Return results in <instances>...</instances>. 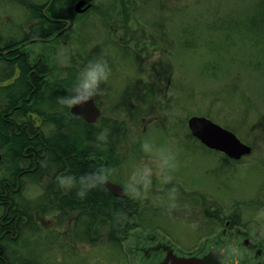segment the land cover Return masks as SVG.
<instances>
[{"label":"rangeland","instance_id":"374dc122","mask_svg":"<svg viewBox=\"0 0 264 264\" xmlns=\"http://www.w3.org/2000/svg\"><path fill=\"white\" fill-rule=\"evenodd\" d=\"M45 1L0 0V42L24 39L36 27L32 8ZM86 12L73 13V27L61 40L34 43L28 50L46 58L50 82L76 81L89 61L101 56L107 61L110 78L101 85L104 94L94 98L101 111L97 126H110L105 129L114 141L109 178L125 192L131 172L149 161L141 150L144 141L171 148L179 167L171 184L153 178L143 200L127 194L134 213L122 228L120 246L109 242V226L96 227L99 234L89 238L86 226L79 223L73 232L68 217L58 224L54 212L18 248L36 249L38 264H143L140 247L160 238L183 251L201 252L222 223L206 219L205 210L217 216V209L230 210L237 199L252 200L264 189V0H98ZM61 49L66 64L57 61ZM5 69L1 64L2 90L12 79ZM47 103L49 112L56 96ZM194 116L233 132L251 154L237 162L206 148L189 130ZM1 167L4 177L6 166ZM173 187L178 209L168 215L166 194ZM260 210L246 208L244 215Z\"/></svg>","mask_w":264,"mask_h":264},{"label":"flooded vegetation","instance_id":"af4514ba","mask_svg":"<svg viewBox=\"0 0 264 264\" xmlns=\"http://www.w3.org/2000/svg\"><path fill=\"white\" fill-rule=\"evenodd\" d=\"M66 1L71 2V0H46L44 4L33 7V14H36L34 9L43 15H52L54 12L59 14V17L49 16L47 24H45L44 19L35 18V28L47 32L53 27L54 30H58L56 38L61 40L65 35V31L73 27L74 16H72V13L80 15L75 12V6L82 3L81 9L89 7L86 12L88 13L98 0H73L72 5L69 7L64 6ZM50 40H53V38L43 39V41ZM30 43L31 41L25 40V37L20 41L0 42V59H4V61H0V65H6V69L7 67L9 69L11 65L14 66L13 73L8 69L4 71L5 73H12L10 74L12 79H9L10 84L7 88L0 89L2 95L0 97L5 100L4 103L0 104V125L9 127L11 132L14 133L16 145L19 146V143H22L19 147L20 153L12 152L10 154L11 156H20L18 165L5 167L4 177H0V209L2 212L0 215V264H38L39 254L36 253V249L18 248V244L24 243V236L28 233L38 232L42 223L48 218V214H54V212H56L58 224L65 222L68 217L67 223L74 226V232L79 226L78 224L81 223L82 218L78 209L74 215H66L65 209L67 206L79 208L84 205L83 199L76 195L77 189H62L58 186L57 179L51 180L48 177V174L51 173L59 176L67 175V173H71L70 175L76 173L78 175V172L80 175L81 173L80 169L61 168L57 170L45 167L49 164V159L55 155L59 160L61 159L64 165V157L67 154L65 153L63 131L58 132L55 129L56 126L48 122L49 114L44 107L48 106L47 100L50 95H63L69 90L50 87L49 78L52 71L49 70L44 56L37 55L35 57L31 55L28 50L29 45L32 44ZM69 112L71 114V109H69ZM99 121L100 119L95 124L89 125H97ZM49 127L53 129L52 135L47 132ZM50 141H58V152L52 151ZM0 156L2 158L0 169L3 170L1 166L5 155L0 152ZM96 156L93 155L90 158V166L84 169L85 174L106 169L97 168ZM224 156L228 158L226 155ZM247 156L242 157L237 162L242 161ZM108 181L123 188L111 177L108 178ZM31 182L33 183L31 187H35L32 191L28 189ZM39 190L41 192L35 198L31 197L32 195L30 198L26 196V192L29 194V192H38ZM91 191V201L94 207L96 205L94 203H96V199L101 193H98V188ZM109 191L114 196L112 191ZM256 191L257 193H254L252 200L237 199L230 210L217 209V216H209L210 210H205L206 217H204L206 219L210 218L222 223L214 235L211 245L208 241L204 242L201 252L193 254V252L187 250L183 251L173 246L169 241H160V238L146 244L144 247H140L143 264H171V255H175L177 258H203L214 251L217 255L218 264H221L222 258L223 264H233L234 259H238L239 264H264V235H261V226L256 220V216H252V218L249 215L247 217L244 215L246 208L264 209V189H257ZM105 197L107 200L104 201V205L109 212V214L107 212L105 220L109 222L113 219V198L108 194ZM117 198L120 199L125 212L124 226H129L134 212L129 210L130 200L128 195L126 193L124 199ZM242 201L245 203L242 204ZM251 211L255 214V211ZM95 214H97L96 210H94L93 218L96 222ZM124 226L123 229H125ZM55 231H58L61 235L64 233L62 229H55ZM74 234L77 236V231ZM137 238L143 239L141 236ZM208 238L206 237V240ZM233 244L239 249L240 253L235 258L230 254V248ZM20 250L23 251V256L20 254ZM221 250H227L229 254L225 255Z\"/></svg>","mask_w":264,"mask_h":264},{"label":"trees","instance_id":"16d2710c","mask_svg":"<svg viewBox=\"0 0 264 264\" xmlns=\"http://www.w3.org/2000/svg\"><path fill=\"white\" fill-rule=\"evenodd\" d=\"M70 1V0H69ZM73 0H71L72 2ZM66 1V7L71 6L72 3ZM35 8V7H34ZM35 17L39 19H44L45 24H47V19L49 16H54V17H59L57 12H54L52 15H43L40 14L37 10H35ZM262 19L264 17V13H262ZM72 16L74 14L72 13ZM261 19V20H262ZM43 20V21H44ZM67 30L65 31V33ZM58 33V30H54L52 27L49 29V31H41L37 28L31 29L25 36V40H30L32 44L38 43V42H49V41H43L45 38H53L56 34ZM60 36V34H59ZM58 40L53 39L51 41H56ZM30 43V44H31ZM13 56V54H11ZM10 56V55H9ZM0 61H4V59H0ZM12 73L14 70V66L11 65L9 69ZM52 76V75H51ZM51 78V77H50ZM49 78V80H50ZM3 79H0L2 81ZM67 81V80H66ZM64 81V83L60 81H55V82H49L50 87L52 88H65L67 90H70L74 83L76 81ZM68 92H65L63 95H67ZM53 96H62V95H53ZM52 97V95L50 96ZM52 105V104H51ZM60 109L61 112L57 113L54 111V108ZM67 113V114H66ZM48 122L51 124L55 125V129L60 133L63 131V141H64V146H65V161L64 165L62 164L61 159L55 155L54 157L49 159V164L45 165V167L50 168V169H61V168H73V169H80V175L85 174L84 169L85 167L90 166V158L93 157V155L96 156V164L97 168H106L110 169V165H112V161H109V155L111 152L114 151V146L111 144H114V141H111V137L108 134V140L107 143H100L96 140V135L105 129L110 128V126L106 125L105 129L101 126L97 125H89L82 121L80 118H75L73 117L69 109L63 108L62 106L56 104L54 107H51L48 112ZM76 122V123H75ZM57 131H55L57 133ZM58 134V133H57ZM61 135V134H60ZM96 142V143H94ZM15 136L14 133L11 132L9 127L0 125V152L3 153L4 160L2 165L6 167H14L18 165L19 158L20 156H11L10 154L12 152L20 153V144L19 146L15 144ZM96 144V149L92 148V145ZM15 146V147H14ZM15 149H14V148ZM24 148V145L22 146ZM50 147L52 151L58 152V141H50ZM69 154H74V155H69ZM108 155V156H106ZM75 156V157H73ZM60 173V172H59ZM71 174V173H70ZM67 173V175H70ZM74 174V173H72ZM79 172L78 175L77 173L74 174V176L79 177ZM59 175L54 173L48 174V177L53 180L56 179ZM42 178V177H41ZM102 191V192H101ZM98 193H101V195L98 196L96 199V205L93 207V203L91 201V196H92V191L88 193L86 198H83L82 201L84 205L80 206L79 208L75 207H66V214L70 215V212L76 213L77 209L78 212L80 213L81 216V224L86 228L87 231L85 232L86 235L88 234V237L92 236L93 234H99L98 233V228L97 231L94 230L96 227L102 228V227H110L111 233H110V238L109 242L112 243L115 246H120L121 244L119 243L120 241L123 240V231L122 228L125 224L124 219H125V212L123 210V206L120 203V199L117 197L113 196L111 192L106 188V187H98ZM109 195L110 197L113 198V204H112V210H113V219L109 222H106L105 218L107 216V207L104 205V201H106V195ZM129 208L132 209L133 207L129 205ZM94 210H96V222L94 221ZM86 219V222L83 223V220ZM94 221V222H93ZM100 231V230H99ZM84 233V236H85ZM94 241V240H92Z\"/></svg>","mask_w":264,"mask_h":264},{"label":"clouds","instance_id":"9594fccd","mask_svg":"<svg viewBox=\"0 0 264 264\" xmlns=\"http://www.w3.org/2000/svg\"><path fill=\"white\" fill-rule=\"evenodd\" d=\"M57 61L61 64L68 62V57L63 49L57 53ZM111 75V69L105 59L100 58L89 61L88 64L80 71L76 82L69 90L67 95L56 97V103L63 108L74 109L78 106H83L95 97L104 94L101 87L102 84L107 83ZM67 114V113H66ZM96 140L100 143H107L108 131L104 130L96 135ZM141 150L149 157L147 163L138 165L129 175L126 182V192L131 198L135 200H143L153 185V178L159 183L168 185L171 184L174 176L173 174L178 169L176 153L167 147H157L156 145L144 141L141 144ZM112 174L111 169H103L101 171H94L80 175H61L58 176L57 184L62 189H77L76 195L83 199L86 198L91 190L104 186L109 176ZM176 188H171L167 191L166 210L168 215L178 209L176 203ZM257 221H264V209H261L256 216ZM192 228L198 227L194 222ZM261 235H264V223L261 224ZM228 255L227 250H221ZM232 257L239 256V249L233 244L230 248ZM223 264V258L221 259ZM233 264H239L238 259H234Z\"/></svg>","mask_w":264,"mask_h":264},{"label":"water","instance_id":"95a60500","mask_svg":"<svg viewBox=\"0 0 264 264\" xmlns=\"http://www.w3.org/2000/svg\"><path fill=\"white\" fill-rule=\"evenodd\" d=\"M81 6L82 3H78L75 6L76 13L81 14L89 9V7H86L81 10ZM71 114L75 117H80L88 124H95L101 116V111L93 100L83 106L71 109ZM188 127L191 134L206 148L221 152L232 160L238 161L252 152V148L244 144L233 132L205 117H191L188 121ZM1 160L0 156V164ZM105 186L112 191L114 196L121 199L125 198L126 193L120 185L107 181ZM216 256V252L214 251L203 258H177L175 255H171L170 258L171 264H218Z\"/></svg>","mask_w":264,"mask_h":264}]
</instances>
